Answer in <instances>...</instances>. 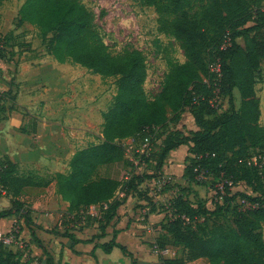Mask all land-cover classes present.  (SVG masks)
I'll return each instance as SVG.
<instances>
[{
    "label": "trees",
    "instance_id": "obj_1",
    "mask_svg": "<svg viewBox=\"0 0 264 264\" xmlns=\"http://www.w3.org/2000/svg\"><path fill=\"white\" fill-rule=\"evenodd\" d=\"M245 2L210 0L204 11L206 27L203 30L181 16L178 22L173 23L174 34L181 42L186 61L171 71L165 91L176 90L179 104L189 111L196 129L189 130L188 134L176 131L168 135L160 143V153L149 154L155 163L154 169L160 174L169 152L184 146L189 154L188 163L183 169L185 180L196 183L200 173L204 178L225 180L223 200L218 210L230 213L231 223H213L211 230L205 232L193 222L210 210L200 206L195 208L186 197L185 188H179L166 210L167 222L160 224V231L166 232L163 237L171 233L175 237V245L186 249L188 260L206 257L209 264H264V189L261 188L264 187V164L259 168L248 162L249 148L264 141V128L259 123V98L254 88L256 73L264 58V38L257 39L255 35H250L254 31L264 30V7L258 1L252 6ZM25 22L35 25L43 37L52 32L45 47L57 62L80 64L102 75H117L119 87L128 88L127 96L117 98L108 112L102 114V144L90 148L83 160L79 161L83 156L72 160V169L67 175H59L60 192L63 199L68 200V214L72 215L81 207L106 200L111 194L108 188L110 181L91 180V174L97 166L109 164L115 156L122 155L124 148L120 141L138 133L143 141L148 135L144 134L149 127L148 120L130 119L123 114L141 101L139 94L145 78L144 60L138 51L114 56L97 41L92 42L90 14L76 0H26L19 12L17 25ZM249 22L252 25H247ZM224 36L228 38L226 45ZM239 37L245 40L244 47L237 42ZM210 56L214 62H208L207 57ZM216 66L219 72L213 70ZM235 89L240 95L239 108L234 103ZM217 94L227 101L226 110H220V106L214 104L213 99ZM114 119L120 121L113 124ZM111 124L113 128L110 130ZM116 139L119 141L115 142ZM141 157L144 159V155ZM145 160L149 161L148 158ZM16 169L17 165L7 156L0 158V189L4 191L0 196H10V207L0 210V219L12 215L22 219L30 235L29 243L42 248L44 264H52V257L36 237L35 229L68 237L71 247L78 242L89 243L101 239L105 237L106 227L115 219L118 208L127 196L140 191L138 187L147 177L156 175L131 176L122 188L123 197L114 200L108 208L110 214L99 225V232L87 240H80L71 232L47 230L35 224L30 209L22 207L17 198L21 194V185L32 182L26 178L20 186H13V181L17 179L12 173ZM261 178L262 184L259 183ZM239 183H245L251 191L233 192L232 188ZM138 195L141 199L149 200L145 194ZM236 200H243L247 207L242 210L233 205ZM17 229V233H20L23 227L18 226ZM116 233L117 230H114L109 241L97 243L95 247L106 254L118 248L122 255L129 258L130 264H138L133 253L116 241ZM160 235L163 234L157 236L156 246L162 250L164 245L159 243ZM91 253L94 255L93 251ZM20 256L19 249L10 250L0 240V264H25ZM176 263L172 260L162 262Z\"/></svg>",
    "mask_w": 264,
    "mask_h": 264
},
{
    "label": "rangeland",
    "instance_id": "obj_2",
    "mask_svg": "<svg viewBox=\"0 0 264 264\" xmlns=\"http://www.w3.org/2000/svg\"><path fill=\"white\" fill-rule=\"evenodd\" d=\"M76 1L90 14L92 42L97 41L114 56L135 50L143 57L145 78L139 94L141 101L125 110L123 114L130 119L133 117L135 120L136 118L143 121L148 120L149 127L144 134L151 135L149 151L142 147L143 137L140 133L123 138L120 141L124 148L122 155L115 156L109 164L97 166L91 174V180L110 181L108 188L111 194L109 197L96 205L81 207L74 211L75 215L68 214V200L63 199L60 184L58 185L59 175H67L72 169V160L81 156L83 157L79 161L83 160L90 152V148L99 147L102 144L104 141L102 114L108 112L117 98L127 96L128 88H125L127 86L119 87L117 75L111 73L102 75L75 63L59 64L45 47L52 32L43 37L40 30L33 24L25 22L17 25L19 12L26 0H2L0 3V43L2 41L0 44V80L5 82L7 88L0 92V98L8 108H13L17 103L21 104L17 108L23 112L29 129L35 127V118L31 116L37 115L39 118L60 119L66 130L65 149L55 157L53 163L44 164L46 166H43L44 169L37 166L32 170H23L17 166L12 173V176L17 179L13 181L15 187L20 186L21 182L27 180L26 178L32 182L28 185H21V194L17 197L19 202L22 203V207L30 209L33 215L32 205L35 201L49 200L50 211L47 207L39 206L38 209L43 215L31 216L33 221L36 220L35 224L47 230L59 232H69L74 229L86 232L97 230L98 233L99 225L110 214L108 208L111 203L123 197L122 188L128 179L135 174L146 176L156 174L154 177H147L139 185L140 191L132 192L138 200L124 208L123 214L119 215L133 216L137 230L135 234L139 237V241L145 244V251L133 253L136 261H141L142 264H162L163 260H172L177 262L176 264H209L206 257L188 260L186 249L175 245L176 240L171 233L166 238L163 237L166 232L160 231V224L167 222L166 210L179 192V188H185L186 197L195 208L200 206L210 210L193 222L200 225L205 232L211 230L213 223H231V214L218 210L223 200L225 180L200 176L197 178L198 183L185 180L183 169L188 163L189 154L184 146L178 147L173 150L174 152H169L160 174H157L154 169L155 163L149 154L152 152L158 155L161 151L160 143L168 135L176 131L188 134L189 130L196 129L189 111L179 104L176 90L170 89V92H166L165 85L171 71L186 61L181 42L174 34L173 23L178 22L181 16L180 18L190 20L195 27L203 30L206 27L204 11L210 0ZM245 1L248 6L258 1L264 7V0ZM247 25H252V22ZM250 35L263 39L264 30L254 31ZM224 40V45L228 44L227 36H224ZM236 40L241 47L245 46V40L242 37ZM207 60L214 62L211 56L207 57ZM52 65H61V68L70 75L71 81L65 94L67 99L47 101L43 109L42 104L46 96L44 89L47 86L38 87L35 90L37 91L36 97H33L25 88L24 81L30 71L51 68ZM254 88L259 98V123L264 128V58L260 61L256 73ZM213 101L214 104L220 106V110L228 108L227 101L223 100L221 95L217 94ZM234 103L236 108H239L240 95L237 89L234 90ZM116 121L120 120L114 119L112 123ZM114 141L118 142L119 139ZM248 152L250 164L259 158L264 162V141L256 147L249 148ZM146 158L149 161H146ZM87 159H90V155ZM261 180L262 178L260 184H262ZM261 188L264 189L262 186ZM9 191L11 192V188ZM232 191L250 192L251 189L245 183H239L232 188ZM138 193L145 194L149 200L141 199ZM2 196L10 202V196L7 194ZM233 205L242 210L247 207L240 200L233 202ZM13 217L14 221L10 229L3 233L8 236L14 235L12 242L7 244L8 248L13 251L19 249L20 259L25 264L40 261V258L33 254L32 243H29L30 237H22L23 230L28 235L22 219L16 215ZM18 226L23 227L20 233H17ZM11 230L12 233H10ZM16 234L18 237H15ZM159 234H163L159 239L160 245H164L162 250L156 246ZM112 259L116 260L114 257ZM127 260L130 263L129 258Z\"/></svg>",
    "mask_w": 264,
    "mask_h": 264
},
{
    "label": "crops",
    "instance_id": "obj_3",
    "mask_svg": "<svg viewBox=\"0 0 264 264\" xmlns=\"http://www.w3.org/2000/svg\"><path fill=\"white\" fill-rule=\"evenodd\" d=\"M59 63V62H58ZM59 64H68L59 63ZM51 68H43L42 70H32L28 73L24 86L30 91V95L36 97L35 91L41 85H46L44 89L46 96L43 102V109L47 101L67 99L66 92L68 90L70 75L60 66H50ZM7 85L0 80V92L6 90ZM35 91V92H32ZM32 97V96H31ZM13 108L5 106V102L0 98V158L7 156L21 169L32 170L37 166L44 169V164H51L55 161V157L60 155L66 145V130L60 119L35 118V127L27 128L25 116L17 106ZM174 152V151H172ZM44 166V167H43ZM38 173V172H37ZM138 198L131 193L117 210V215L113 221L105 229V237L95 239L93 242H78L71 247L68 237L53 235L40 229H35V235L40 240L42 246L49 252L52 257V264H130L125 256H123L118 248H114L111 253H104L101 248L95 247L97 243L107 242L111 239L113 231L117 230L116 241L125 245L132 253L145 251L144 243L139 241L136 236V223L133 216L122 215L124 208L134 204ZM40 204V205H39ZM47 207L50 211L51 203L49 200H37L33 203L32 216H42L38 207ZM10 202L7 198L0 196V210L8 209ZM42 210V208H41ZM65 212V210L63 211ZM49 216V214H47ZM15 216V215H12ZM0 219V236L5 237L4 231H8L14 217ZM136 217V216H134ZM36 223V220H34ZM40 223V221H37ZM77 239L87 240L92 235L97 234V230L86 232L81 230H70ZM22 237H30L29 232L23 230ZM20 236V235H19ZM34 249V255L40 258V261H34L33 264H44V255L42 248L31 244ZM93 251L94 255L91 253ZM115 258L116 260L112 259ZM138 261V260H137ZM138 264H142L138 261Z\"/></svg>",
    "mask_w": 264,
    "mask_h": 264
},
{
    "label": "built area",
    "instance_id": "obj_4",
    "mask_svg": "<svg viewBox=\"0 0 264 264\" xmlns=\"http://www.w3.org/2000/svg\"><path fill=\"white\" fill-rule=\"evenodd\" d=\"M0 48H1V46H0ZM0 67H1V60H0ZM213 70H215V72H219L218 66L214 67ZM150 140H151V135L148 134L146 137H144V139L142 141V147L147 148L148 151H149ZM263 163L264 162L261 158H259L258 160L256 159L254 162V164L257 165L259 168L263 165ZM199 176L203 177L202 173H200ZM0 192L2 194H4V191L2 189H0ZM240 201H241V203L245 204V202L243 200H240ZM13 239H14V235H12V234L9 236H5V237L0 236V240H2L5 244H10Z\"/></svg>",
    "mask_w": 264,
    "mask_h": 264
}]
</instances>
